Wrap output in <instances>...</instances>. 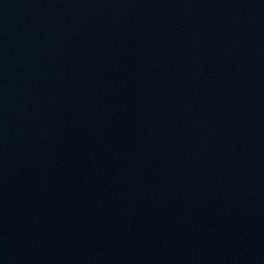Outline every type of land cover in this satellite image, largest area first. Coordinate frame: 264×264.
I'll list each match as a JSON object with an SVG mask.
<instances>
[{"label": "water", "instance_id": "water-1", "mask_svg": "<svg viewBox=\"0 0 264 264\" xmlns=\"http://www.w3.org/2000/svg\"><path fill=\"white\" fill-rule=\"evenodd\" d=\"M0 264H264V0H0Z\"/></svg>", "mask_w": 264, "mask_h": 264}]
</instances>
